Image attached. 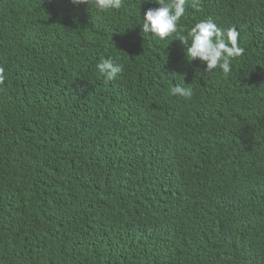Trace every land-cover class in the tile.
<instances>
[{"label": "trees", "instance_id": "1", "mask_svg": "<svg viewBox=\"0 0 264 264\" xmlns=\"http://www.w3.org/2000/svg\"><path fill=\"white\" fill-rule=\"evenodd\" d=\"M142 2L0 0V264H264V0L186 7L238 31L228 76Z\"/></svg>", "mask_w": 264, "mask_h": 264}, {"label": "clouds", "instance_id": "2", "mask_svg": "<svg viewBox=\"0 0 264 264\" xmlns=\"http://www.w3.org/2000/svg\"><path fill=\"white\" fill-rule=\"evenodd\" d=\"M144 2V0H143ZM142 2V3H143ZM159 6L148 8L143 19L138 23L142 25L141 32L144 36L151 35L159 41L169 37L178 39L185 45L186 58L189 62L198 59L206 65L204 72L211 73L221 70L228 76L232 70L231 61L242 56L245 49L238 43L239 33L235 27L222 28L211 17L201 19L193 26L186 28L180 24L185 16L186 7L196 8L197 0H147ZM75 4H87L97 13L119 10L124 5V0H73ZM96 68L106 82L115 80L124 70L122 64L112 58L102 59ZM4 68L0 67V84L5 80ZM169 95L190 100L193 89L185 87L184 83L176 84L169 89Z\"/></svg>", "mask_w": 264, "mask_h": 264}]
</instances>
